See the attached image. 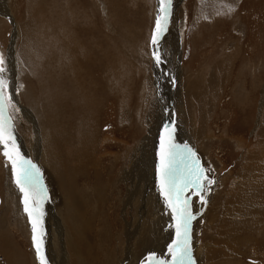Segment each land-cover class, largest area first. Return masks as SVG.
<instances>
[{"label": "rangeland", "instance_id": "obj_1", "mask_svg": "<svg viewBox=\"0 0 264 264\" xmlns=\"http://www.w3.org/2000/svg\"><path fill=\"white\" fill-rule=\"evenodd\" d=\"M4 1L0 66L5 71L0 75L11 102L5 116L20 156L36 166L46 190L42 203L46 264H124L129 251V264H149L153 257L152 264H172L168 247L176 240L175 222L159 191L160 157L143 185L130 177L123 181L121 175L147 135L158 69L165 75L161 83L166 95L165 107L162 103L159 107L168 109L166 125L172 126L171 141L164 133L166 142L192 149L194 118L198 121L197 112L208 108L200 141L207 178L203 196H214L209 211L218 217L212 213L204 221L191 203V189L185 192L195 217L189 233L195 264H264V0H171L157 48L160 67L154 63L151 44L157 15L162 14L160 0ZM55 32L58 36L51 38ZM13 33L16 42L10 57ZM173 34L180 38L177 57L184 78L195 84L192 93L202 104L206 99L199 106L181 98L180 112L172 103L179 94L175 77L179 60L167 55L165 47V56L160 49L163 39ZM34 45L41 60L32 56ZM69 56L81 58L80 70L66 69ZM82 97L88 107H81ZM81 114L97 115L95 135L85 144V153L91 155L82 171L74 161L64 167L58 158L57 165L46 157L76 142ZM181 124L188 133L179 128ZM158 136L160 148V131ZM239 179L238 199L233 195ZM130 188H136L131 193L139 190L132 202L127 201ZM146 194L153 200L144 206L139 199ZM23 198L11 165L0 153V264H40ZM131 232L135 234L128 244ZM70 244L73 253L66 247Z\"/></svg>", "mask_w": 264, "mask_h": 264}, {"label": "snow or ice", "instance_id": "obj_2", "mask_svg": "<svg viewBox=\"0 0 264 264\" xmlns=\"http://www.w3.org/2000/svg\"><path fill=\"white\" fill-rule=\"evenodd\" d=\"M171 0H160V12L156 18V30L152 34V44L157 45L159 36L163 33L166 24L168 9ZM154 59L160 63V56L154 52ZM0 65H3V58L0 57ZM5 69L0 66V74ZM7 84L0 75V153L11 165L12 176L17 188L23 193L24 211L28 215L32 227L33 247L36 251L40 264H46L43 257V227H42V203L46 198V190L43 188L39 177L38 169L29 160L20 156L16 147L15 137L12 133V125L5 111L10 105L6 95ZM168 131V126H165ZM171 141V132L168 135ZM160 164L157 168L160 181V194L164 197L167 206L171 209L172 219L175 222L176 240L169 247L172 255V264H195L192 258L190 247V225L195 218L190 211V202L185 192L191 189L192 193L205 191L203 181L204 170L200 167L195 153L187 146L184 149H177V146L165 141L161 137ZM211 183V181H208ZM203 202V197H201ZM155 258H150L149 264ZM155 264H164L163 261H156Z\"/></svg>", "mask_w": 264, "mask_h": 264}, {"label": "bare ground", "instance_id": "obj_3", "mask_svg": "<svg viewBox=\"0 0 264 264\" xmlns=\"http://www.w3.org/2000/svg\"><path fill=\"white\" fill-rule=\"evenodd\" d=\"M5 1L4 0H0V12H7V9H6V6H5V3H4ZM225 2H226V0H225ZM228 6V5H227ZM223 11V10H222ZM211 12V11H210ZM67 20H69V19H67ZM13 23V22H12ZM13 26H15V24L13 23ZM49 26H47V28H48ZM15 30V32L17 31L16 30V26H15V28H14ZM18 32V31H17ZM19 34V33H18ZM37 34V33H36ZM58 36V33H54L53 34V36L51 37V38H56ZM238 36H240V33H239V35ZM29 37V36H28ZM25 38V37H24ZM61 38V37H60ZM75 39V38H74ZM81 39V38H80ZM179 36L177 35H174L173 34V36L172 37H169L168 39H166V41L164 42V39H163V42H162V46L160 47V49H161V51H162V53H163V55L165 56V54H164V52H163V49H164V47H165V49H167L168 50V52H167V55H169L170 53H171V56H172V58L174 59V60H179V58H180V56L178 55V57H177V54H178V50H180L181 51V45H180V41H179ZM79 40V39H78ZM55 41V40H54ZM77 41V40H76ZM82 41V40H81ZM16 42V36H15V34L13 33V35H12V39H11V43H10V46H9V52H11L9 55H10V57L11 56H13V48H14V43ZM23 42H24V40H23ZM30 41L28 40L27 41V44L29 43ZM160 42H159V40H158V44H159ZM83 44V43H82ZM153 45V51L157 54V55H159V52H158V50H157V48H159V45ZM22 45H23V43H22ZM77 45V44H76ZM38 46L39 47H42L45 51H46V48H45V46L39 41L38 42ZM48 46V45H47ZM231 46H233V44H231ZM77 47V46H76ZM85 48V47H84ZM25 50H27L26 49V47H25ZM77 50V49H76ZM229 50V49H228ZM31 51H32V56H34L35 55V59L37 58V59H42V57H41V52H39L38 50H36V45H34L32 48H31ZM78 51V50H77ZM229 52H231V51H229ZM46 53H47V51H46ZM81 53V52H80ZM80 53H78V54H80ZM60 54V53H59ZM64 54V53H63ZM62 54V55H63ZM77 54V55H78ZM82 54V53H81ZM80 54V55H81ZM232 54V53H231ZM231 54H229V56L231 55ZM82 56V55H81ZM159 56H161V54L159 55ZM46 57V56H45ZM60 57H61V55H60ZM83 57V56H82ZM84 58V57H83ZM45 59V58H44ZM66 60H67V64L68 65H70L69 67H66V69H70V70H72V69H74L75 68V66L77 67V69H81V67H79V63H78V60H80L79 59V57L78 56H69V58H65ZM46 60V59H45ZM48 60V59H47ZM85 60V59H84ZM89 60H90V58H89ZM10 62V61H9ZM40 62V61H39ZM86 62V61H85ZM20 63V62H19ZM51 63V62H50ZM72 63H75V65L73 66V64ZM154 63H156V61H154ZM175 63H177V62H175ZM111 64V63H110ZM35 65H37L36 63H35ZM175 65H177L178 67H179V69H178V71L175 73V77H176V79H178L179 80V82H178V85H177V87H179V91H178V93L179 94H175V96H176V99L174 100V102H172L173 103V106H175L176 107V110H178L179 112H180V109H182V107H181V105L183 104L182 102H181V98L182 99H184V100H186V101H189V100H192V102H195V103H197V105H199V106H201V104H202V99L200 98V97H198L196 94H194V93H192V91L194 90V88H195V84L194 83H190V82H188V80L186 79V78H184V68L182 67V62H181V60H179L178 61V64H175ZM53 67V66H52ZM74 67V68H73ZM156 67H160L159 66V64H157L156 63ZM162 68V67H161ZM164 68V67H163ZM162 68V69H163ZM215 68H218V66H216ZM220 68V67H219ZM55 70V69H54ZM78 70V71H79ZM219 70V69H218ZM221 70V69H220ZM175 71V70H174ZM72 72V71H71ZM73 73V72H72ZM75 73H77V72H75ZM154 76H155V82H154V85H156L157 86V94H156V101L153 103V107H152V109L150 110V113H149V115H148V119H147V126H148V129H147V135H146V137L143 139V141H142V143H141V146H140V148L138 149V151H136V155H135V157H134V160H133V162H132V164H131V166H130V168L126 171V173H125V171L121 174V175H123V181H129L128 179H129V177H130V180H132V181H134L135 179H137L138 180V182H139V184L140 183H142L141 185H143V183H144V178L146 177L147 178V181L149 180L150 181V178L152 177V175H153V171H154V166L156 167V166H158V157H160L159 156V153H160V148L158 147L159 146V144L156 142V140L158 139V133H159V131H160V138H161V135L163 134V136H164V133L166 134V131H165V126H166V118H165V116H167L168 115V109H166L165 110V97H166V95H165V93H164V85L161 83V81L162 80H165L164 78H165V75L162 73V72H160V69H158V70H156V72H155V74H154ZM220 76H221V73H220ZM220 78V77H219ZM148 79H150V78H147V80ZM201 79V78H200ZM211 79V78H210ZM90 80V79H89ZM186 80V81H185ZM91 82V81H90ZM206 82V81H205ZM206 84V83H205ZM208 85H209V81H208V83L206 84V85H204L203 87H208ZM212 89V88H211ZM197 90H198V88H197ZM201 90V89H200ZM53 91V90H52ZM204 91V90H203ZM201 94H203V93H201ZM90 95V94H89ZM198 95H199V93H198ZM181 96V97H180ZM203 96V95H202ZM211 96V95H210ZM58 98V97H57ZM174 99V98H173ZM64 101V100H63ZM31 102V101H30ZM43 102V101H42ZM87 102H88V100L86 101V100H83V97L81 98V107L83 108V106H87L88 107V105L89 104H87ZM32 103V102H31ZM163 104L164 105V107H159V105L160 104ZM206 103V99H204L203 100V104L202 105H204ZM35 105V104H34ZM34 105H33V107H34ZM162 105V106H163ZM40 107V106H39ZM172 108V107H171ZM208 108L206 107V106H203L202 107V109H201V112L200 111H198L197 113H198V121H196V119L194 118V120H195V123H196V127L193 129V131H192V135L190 134V142H191V146H192V151L195 153V156H196V159L199 161V164H200V167L204 170V172H205V169H204V166H205V159H203V157H202V155H200V153H201V151L203 150L202 148H200V144H201V139L203 138V135L205 134V131H206V119H205V117H206V110H207ZM37 110V109H36ZM39 110V109H38ZM44 110V109H43ZM74 112V111H73ZM48 113V112H47ZM40 114V113H39ZM38 114V115H39ZM42 114H43V112H42ZM40 116V115H39ZM45 116V115H44ZM97 117V115H95V114H90V115H88V114H86V115H84V114H81L80 115V118H79V123L77 124V130H76V132H75V135H76V142L75 143H68V146H67V148H65V147H63L62 148V150L61 151H59V150H57V151H54V152H52L50 155H47L46 157H48V158H50V160L52 159V161H54L55 163H56V161H57V158L59 159V162L61 163V165L63 166L64 165V167H67L68 166V164L71 162V161H74L75 163H76V166H75V168H79V170L80 171H82L83 170V168H84V164H85V160L91 155L90 153H85V147H86V142H87V138H92V137H94V135H95V132H96V126H95V118ZM40 118H41V116H40ZM47 118V117H46ZM161 118H164V120H161ZM49 120V119H48ZM49 122V121H48ZM180 122V121H179ZM48 126V125H47ZM43 127H45V126H43ZM171 124L169 123L168 124V131H167V134H169V132H171L172 131V129H171ZM55 128V127H54ZM179 128H181L182 130L184 129L185 131V133H188V131L185 129L186 127H184L183 126V124H181V126H179ZM181 130V131H182ZM190 130V129H189ZM61 132V131H60ZM190 132V131H189ZM47 133V132H46ZM50 133V132H49ZM51 134V133H50ZM49 134V135H50ZM48 135V134H47ZM47 135H45V136H47ZM198 135L201 137H198ZM44 136V137H45ZM54 136V135H53ZM176 136V135H175ZM175 136H174V139L173 140H178L177 138H175ZM186 136V135H185ZM51 137V136H50ZM48 139V138H47ZM45 140H46V137H45ZM187 140V139H186ZM178 142V141H177ZM78 143V145L76 146V144ZM181 143V142H180ZM188 143V142H187ZM199 143V144H198ZM47 144V143H46ZM58 144V143H57ZM158 144V145H157ZM190 144V143H189ZM196 144H197V146H196ZM94 146V145H93ZM196 146V147H195ZM88 147V146H87ZM199 147V148H198ZM89 148V147H88ZM159 148V149H158ZM202 149V150H201ZM96 150V149H95ZM47 159H45V161H46ZM100 160V159H99ZM48 161V160H47ZM204 161V162H203ZM57 164V163H56ZM58 165V164H57ZM55 167V166H54ZM264 170V169H263ZM262 170V171H263ZM53 171V170H52ZM157 171V170H156ZM55 172V171H54ZM204 172H203V174H204ZM125 174V175H124ZM131 174H133V175H131ZM147 176H150V177H147ZM133 177H134V179H133ZM238 178H239V175H238ZM52 179V178H51ZM159 179V178H158ZM144 180V181H143ZM252 180V179H251ZM52 183V182H51ZM53 183H55L54 181H53ZM52 183V184H53ZM238 183L239 184H236V186H238L237 187V192L238 193H234V195H233V197H235V198H238L239 199V197H240V194L241 193H239L240 192V179L238 180ZM262 184V183H261ZM258 185V184H257ZM43 186V185H42ZM234 186H235V184H234ZM47 187H49V186H47ZM58 187V186H57ZM134 187V186H133ZM204 187H205V184H204ZM242 187V186H241ZM62 188V187H61ZM74 188H76V187H74ZM146 188H147V186H146ZM146 188H145V190H146ZM158 188V187H157ZM45 189V188H44ZM54 189V188H53ZM134 191V190H136V188L135 189H133V188H130V195H129V193H128V195H129V198L127 197V201L128 202H132L133 201V199L135 198V195H137V193H139V190H137L135 193H131V191ZM77 191V190H76ZM149 191L148 190H146L145 191V193H148ZM144 193V194H145ZM142 194V193H141ZM140 194V195H141ZM153 194V193H152ZM152 194H146V196L145 195H143L139 200H141L142 201V203H143V205L144 204H148L149 202H151L153 199L151 198V195ZM52 195V194H51ZM230 196V195H229ZM137 197V196H136ZM156 197H157V195H156ZM190 197H192L191 198V203H193L194 205H196L197 207V209H198V211H199V214L198 215H201V218H203L204 219V221H205V217H208V216H210L212 213H214L215 215H216V212H214V211H209V208L211 207V203H212V201H214V196H207V197H204L203 196V192H201V193H192L191 192V194H190ZM201 197H203V202H202V200H201ZM136 199V198H135ZM64 202V201H63ZM127 202V203H128ZM149 205H150V203H149ZM54 205H52V207H53ZM145 206V205H144ZM239 206V205H238ZM51 207V206H50ZM57 207V206H56ZM152 207H154V206H152ZM54 208V207H53ZM44 209H45V207H44ZM52 208H50V210H51ZM157 210H159V209H157ZM48 212V214H50V211L48 210L47 211ZM66 212V211H65ZM142 213V212H141ZM140 213V214H141ZM142 215V214H141ZM225 215V214H224ZM48 216H51V215H48ZM217 216V215H216ZM47 217V216H46ZM218 217V216H217ZM217 217H215V218H217ZM225 217V216H224ZM214 218V217H213ZM214 218V219H215ZM208 219V218H207ZM168 220V219H167ZM201 220V219H200ZM219 220V219H218ZM221 220V219H220ZM199 221V220H198ZM235 221H237V220H235ZM226 222H227V220H226ZM175 224V223H174ZM223 224V223H222ZM169 225V224H168ZM220 225V224H219ZM207 226V225H206ZM224 226H225V224H224ZM132 227V226H131ZM224 229H226V228H224ZM232 229V228H231ZM131 229H129L128 231H130ZM65 231V230H64ZM132 231V230H131ZM216 231V230H215ZM64 233V232H63ZM226 233V232H225ZM132 234H135V233H133V232H131L130 234H129V236H128V244H130V240H132L131 238H133V237H131V235ZM163 234V233H162ZM161 234V235H162ZM128 235V234H127ZM172 235V234H171ZM52 238V237H51ZM196 238V237H195ZM57 239V238H56ZM68 240V239H67ZM196 240V239H195ZM222 240V239H221ZM170 242V241H169ZM172 242V241H171ZM198 242V241H197ZM211 242H212V244H213V241L211 240ZM215 243V242H214ZM216 243L218 244V242L216 241ZM72 244V243H71ZM70 244V246H66L69 250H71L72 251V253H73V251L75 250L74 248H71V247H73V245H71ZM132 244V243H131ZM209 243L207 242V245H208ZM145 245V244H144ZM209 245H211V244H209ZM214 245V244H213ZM219 245H221V243L219 242ZM216 246V245H215ZM132 247V246H131ZM208 247H210V246H208ZM169 248V247H168ZM218 248H220V247H218ZM206 249H207V247H206ZM209 249V248H208ZM69 250H68V252H69ZM168 251V250H167ZM210 251V250H209ZM216 251H218L219 252V250H215V252ZM60 252V251H59ZM199 252V251H198ZM205 252H207L208 253V251L207 250H205ZM215 252H213V253H215ZM169 253V252H168ZM217 253V252H216ZM130 254H132L131 253V251H129L128 253H127V256L125 257V260H126V262H125V260H123V262H125L124 264H129L130 263V258L129 257H131L130 256ZM171 254V253H170ZM212 254V253H211ZM211 254H210V257H211ZM44 255V254H43ZM72 255V254H71ZM213 255V254H212ZM215 255V254H214ZM207 256V255H206ZM218 256H220V255H218ZM213 258V257H212ZM167 259H168V257H167ZM208 259H210L211 260V258H209L208 257ZM216 259H217V256H216ZM73 260V259H72ZM169 260V259H168ZM210 260H208V261H210ZM148 262V261H147ZM199 264V263H198ZM201 264V263H200Z\"/></svg>", "mask_w": 264, "mask_h": 264}]
</instances>
